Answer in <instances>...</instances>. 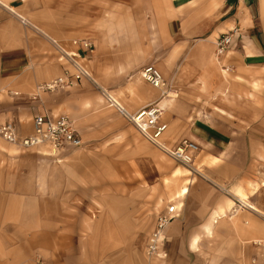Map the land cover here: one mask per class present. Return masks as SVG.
<instances>
[{
  "label": "crops",
  "instance_id": "obj_1",
  "mask_svg": "<svg viewBox=\"0 0 264 264\" xmlns=\"http://www.w3.org/2000/svg\"><path fill=\"white\" fill-rule=\"evenodd\" d=\"M1 1L11 12L0 11V124L28 137L36 117L65 116L76 124L80 149L95 140L115 149L124 143L119 149L126 162L139 150L151 164L146 183L160 189L156 201L161 203L165 153L129 128L103 91L130 113L149 105L160 109L168 126L165 145L175 149L189 141L199 151L194 173L172 175L170 206L178 218L165 230L157 259L147 255L149 237L140 261L131 256L132 245L123 257L89 258L86 245H116L141 218L127 206L122 216L109 208L93 215L86 228L83 214L80 233L91 236L69 243L68 235L77 231L69 230L63 205H52L68 196L51 189L54 170L67 168V162L59 167L46 148L23 151L0 138V264H263L264 250L253 243L264 240V208L254 175L264 140V0H142L138 33L129 10L119 22L131 28L117 29L113 17L102 19L101 0ZM109 6L117 10L122 3L112 0ZM127 7L124 3L125 13ZM227 35L232 43L219 55L217 43ZM53 41L78 54L91 79L41 91L69 68ZM147 66L162 74V91L143 80ZM136 133L146 142L140 149L134 145L140 143ZM70 151L75 150L65 153ZM121 198L140 200L132 193ZM214 216L221 218L215 224Z\"/></svg>",
  "mask_w": 264,
  "mask_h": 264
},
{
  "label": "rangeland",
  "instance_id": "obj_2",
  "mask_svg": "<svg viewBox=\"0 0 264 264\" xmlns=\"http://www.w3.org/2000/svg\"><path fill=\"white\" fill-rule=\"evenodd\" d=\"M89 0H86V2ZM109 1L101 0V18L113 17L118 20L116 22L117 29L131 28V26L123 27L122 22L119 19H124L128 16V10L132 15V28L133 32L138 33L141 30V12H142V0H115L118 4L122 3V8L113 10L110 8ZM92 1L90 0V3ZM124 3L127 4V13L124 10ZM119 7V6H118ZM89 13V11H86ZM56 92V91H55ZM126 125L129 128H134L126 120ZM137 134V133H136ZM140 139V143L134 144L137 149H140L142 143H146L142 137L137 134ZM95 142V143H94ZM92 141L86 147L82 149H75L64 153L60 156H51L53 163H56L60 167V163H66L67 168L61 170V168L54 170L52 192L55 194H63L68 196V201L62 203H52L54 209L58 205H63V210L67 211L69 220V230L77 231L75 234H69V243H74L75 240L83 238V236H91L89 234L83 235L81 231L82 216L86 221V228L92 221V216L97 212H102L105 209H114L118 215L122 216V212L128 209L129 212L135 213L141 220L137 222L138 226L133 228L131 232L126 233L127 238H120L116 245H120V249H116L115 243L110 245L105 243L101 246L89 245L85 246L83 252L86 257L91 258H107L120 255L125 256L128 253V246L132 245V255L136 260H141L144 257L145 246L147 237L153 232L158 215L164 211L170 203H172L171 195L173 194V176L179 177L183 173L188 171H194V164L189 170L187 167L177 163L167 154L164 155V198L165 201L161 203L156 201V197L161 193L156 190L155 187H151L150 183H146L148 173L151 172V164L149 158L140 154L139 150H133L132 161H125L124 149H119V146L124 147L123 144H117V148L108 147V143L101 141V146H98V141ZM261 153L257 155L254 161V175L256 184L258 185L257 196L261 202V208H264V140H262ZM80 152L81 154L73 155ZM131 167L129 170H125V166ZM178 166L184 167V170L177 168ZM177 168V169H176ZM188 170V171H187ZM174 172V173H173ZM32 186H30V190ZM126 193H132L139 197V201L131 202L124 201L125 198H121V195ZM118 195L116 201H99L92 202L89 199L93 197H103L105 195ZM178 194V193H177ZM176 194V195H177ZM122 199V200H121ZM134 205V206H133ZM127 208L125 209V207ZM136 206V207H135ZM79 215V216H77ZM135 220V216H133ZM132 223L135 224L136 221ZM263 220V219H262ZM77 252L82 251L80 248H76ZM147 258V256H146Z\"/></svg>",
  "mask_w": 264,
  "mask_h": 264
},
{
  "label": "built area",
  "instance_id": "obj_3",
  "mask_svg": "<svg viewBox=\"0 0 264 264\" xmlns=\"http://www.w3.org/2000/svg\"><path fill=\"white\" fill-rule=\"evenodd\" d=\"M2 10L9 11V8L0 0V11ZM231 43V36H224L217 43V53L221 55ZM78 45V42H73V46L77 47ZM53 46L58 51L60 60L69 65V68L63 71L61 77L42 86L40 88L41 91L55 92L58 89L74 84V82L91 79L88 69L80 61L78 54L69 52L56 41H53ZM83 46L86 49H91L92 43L85 41ZM142 76L143 80L153 88L160 91L165 88L162 74L154 66L145 67L142 71ZM103 94L110 107L115 108L133 125L144 139L158 147L184 167L190 168L193 165L194 156L198 153L199 147L192 142L183 141L179 147L169 149L163 142L168 126L161 122L162 111L160 109L149 105L135 113H130L108 93L103 91ZM33 127L34 132L31 136L19 137L13 125L0 124V138L10 145L19 147L23 151H34L39 148H46L50 156L54 157L62 155L69 149H80L83 146V140L78 133L75 122L68 117L62 116L55 119L50 115L38 116L34 119ZM177 218V208L173 205L167 209L166 215L157 218L156 226L148 239L147 255L149 258L157 259L159 257V247L163 241L164 232ZM253 245L257 249L264 250V240L255 241Z\"/></svg>",
  "mask_w": 264,
  "mask_h": 264
},
{
  "label": "bare ground",
  "instance_id": "obj_4",
  "mask_svg": "<svg viewBox=\"0 0 264 264\" xmlns=\"http://www.w3.org/2000/svg\"><path fill=\"white\" fill-rule=\"evenodd\" d=\"M9 11H11V9H9ZM119 104V103H118ZM162 116H163V112H162ZM166 154V153H165ZM188 168V167H187ZM189 170H191L190 168H188ZM191 172L192 173H194V171H192L191 170ZM194 182V180L192 179V180H190V183H193ZM188 192V188L187 187H184L183 189H182V194H186ZM252 209V207H249V209ZM253 211H255V210H253ZM258 212V211H257ZM218 219H221V218H218V217H213V223L215 224V223H217L218 221ZM208 234L209 235H211V233H212V229L209 227L208 229ZM199 240H200V237H196V238H194V240H193V245H197L198 244V242H199Z\"/></svg>",
  "mask_w": 264,
  "mask_h": 264
}]
</instances>
